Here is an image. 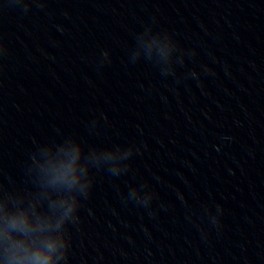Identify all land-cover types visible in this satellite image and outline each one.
Listing matches in <instances>:
<instances>
[{
	"label": "water",
	"instance_id": "1",
	"mask_svg": "<svg viewBox=\"0 0 264 264\" xmlns=\"http://www.w3.org/2000/svg\"><path fill=\"white\" fill-rule=\"evenodd\" d=\"M74 143L68 264H264V0H0V196Z\"/></svg>",
	"mask_w": 264,
	"mask_h": 264
},
{
	"label": "clouds",
	"instance_id": "2",
	"mask_svg": "<svg viewBox=\"0 0 264 264\" xmlns=\"http://www.w3.org/2000/svg\"><path fill=\"white\" fill-rule=\"evenodd\" d=\"M33 170L37 191L0 196V264H68L67 225L78 223L80 196L91 189L88 150L70 144L41 153Z\"/></svg>",
	"mask_w": 264,
	"mask_h": 264
}]
</instances>
